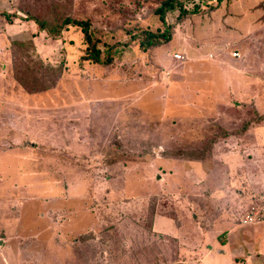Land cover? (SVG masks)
<instances>
[{"label": "rangeland", "instance_id": "374dc122", "mask_svg": "<svg viewBox=\"0 0 264 264\" xmlns=\"http://www.w3.org/2000/svg\"><path fill=\"white\" fill-rule=\"evenodd\" d=\"M160 1L0 0V264H264V224L236 222L264 191V0H177L164 22ZM28 15L88 20L112 61ZM225 237L260 253L234 263Z\"/></svg>", "mask_w": 264, "mask_h": 264}, {"label": "trees", "instance_id": "16d2710c", "mask_svg": "<svg viewBox=\"0 0 264 264\" xmlns=\"http://www.w3.org/2000/svg\"><path fill=\"white\" fill-rule=\"evenodd\" d=\"M175 8H177L179 11L178 18L185 16V14L188 12V10L182 6L181 1H177V0H161L158 6H156V8L154 9V12L158 16V18L164 22V14L168 11L174 10ZM189 11H191L192 13L196 12L197 5H194L192 9ZM3 16L6 17V14H3ZM26 17L32 19L33 22L36 23L39 29L46 31L51 36L57 35L61 31V29H63L67 25L78 26L82 33L83 40L86 43V50H87V54L85 56L86 59H89L94 63H99L103 65L108 64L112 61V57L110 56L109 51L105 55L101 56V52L96 47L95 44L96 39L94 38V36L90 31L88 20L74 19L67 15H64L62 17L53 15L50 21L46 20L45 18H38L34 15H28ZM170 29L171 26L166 25L162 31L158 30L156 32H152L148 30H142L141 36L139 37V41H138L139 47L144 50L150 47H158L164 43H167L171 39ZM14 44L20 47L23 46L26 47L25 42L15 41ZM39 65L41 69L40 70L41 74L50 72V75H54V73H58L59 68H54L48 66L47 64L42 65V63H39ZM19 82L21 83V81ZM52 83L53 82L48 83L45 81H39L38 82L39 86L32 88V85L30 83H26L22 81V85H24V87L29 92L45 90Z\"/></svg>", "mask_w": 264, "mask_h": 264}, {"label": "crops", "instance_id": "0c3cea01", "mask_svg": "<svg viewBox=\"0 0 264 264\" xmlns=\"http://www.w3.org/2000/svg\"><path fill=\"white\" fill-rule=\"evenodd\" d=\"M231 80H232V83L234 84V87H236L240 91V93H242L244 91L248 92V94H250V97H251L250 99L253 100L254 104L256 103V101L259 99V96L258 97L256 96L257 90L251 86L252 81L256 80L255 75H250L247 72L238 70L236 72V74L232 77ZM255 225H257V224H255ZM229 231L230 230H228L226 232V234ZM225 238L226 239H224V241H223L224 251H220V252H222V254L227 253V255L229 256V258L231 260L234 259V263L243 262L244 258L247 257V254L251 255V257L255 258V254L258 255L260 253V249H256L253 244L247 245V241H243V242L239 241L238 242V238L235 237L237 239V240L235 239V241H236V243H235V241H232V239L230 240L227 237H225ZM255 240H256V238H255ZM257 240H259V239H257ZM240 242H242V243H240ZM232 244H234V245H232ZM230 245L233 246L231 249H230ZM245 245H247L248 249L245 248ZM211 250L210 249L206 250L196 264H205L204 262H206L205 260L207 259V257L212 254ZM263 254L264 253H262L261 255H263ZM229 264H233V262L229 263ZM252 264H259V262H254Z\"/></svg>", "mask_w": 264, "mask_h": 264}, {"label": "built area", "instance_id": "2783aa9c", "mask_svg": "<svg viewBox=\"0 0 264 264\" xmlns=\"http://www.w3.org/2000/svg\"><path fill=\"white\" fill-rule=\"evenodd\" d=\"M232 56H237V52H232ZM173 57L178 59L181 56L175 53ZM236 222L239 225L264 224V191L253 197V200L238 214Z\"/></svg>", "mask_w": 264, "mask_h": 264}]
</instances>
